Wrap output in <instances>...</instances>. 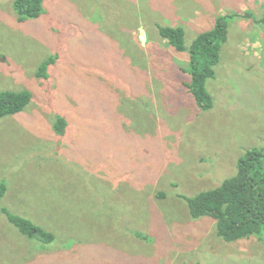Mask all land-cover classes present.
<instances>
[{"label": "rangeland", "instance_id": "rangeland-1", "mask_svg": "<svg viewBox=\"0 0 264 264\" xmlns=\"http://www.w3.org/2000/svg\"><path fill=\"white\" fill-rule=\"evenodd\" d=\"M14 3L0 0V92L33 99L0 119V264H264L259 238L225 242L183 198L264 147V0H44L26 21ZM220 17L229 38L204 111L189 51ZM158 26L182 28L187 52Z\"/></svg>", "mask_w": 264, "mask_h": 264}, {"label": "trees", "instance_id": "trees-1", "mask_svg": "<svg viewBox=\"0 0 264 264\" xmlns=\"http://www.w3.org/2000/svg\"><path fill=\"white\" fill-rule=\"evenodd\" d=\"M43 3L44 0H15L14 7L20 21H26L42 15ZM228 18H218L214 29L199 35L189 51L188 72L191 82L188 88L198 106L204 111L211 110L214 105L207 84L216 76L215 68L220 63L222 48L229 38ZM158 28L161 36L178 52H187L185 32L182 28ZM55 60L54 57L46 61L38 76L47 77V68ZM32 99L33 94L27 90L0 92V119L23 112ZM65 125V120L59 118L56 130L62 134ZM5 193L6 185L1 183L0 199ZM183 198L193 218L210 217L217 222L218 236L225 242L233 243L257 237L264 243V147L246 152L238 162L237 174L225 180L220 187ZM4 212L9 221L27 237L39 239L44 243L54 241L53 233L6 209Z\"/></svg>", "mask_w": 264, "mask_h": 264}]
</instances>
